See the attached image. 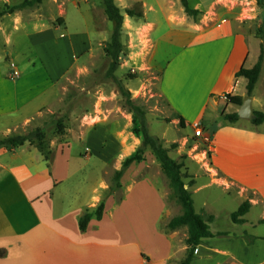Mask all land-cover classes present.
<instances>
[{
  "label": "crops",
  "instance_id": "1",
  "mask_svg": "<svg viewBox=\"0 0 264 264\" xmlns=\"http://www.w3.org/2000/svg\"><path fill=\"white\" fill-rule=\"evenodd\" d=\"M5 2L11 3L0 0V4ZM24 9L0 16V45L11 44L12 36L20 32L24 40L27 34L37 43L51 38V30L41 27L40 23L34 31H24L28 23H18ZM207 16L208 19L189 21L183 17L181 23H175L187 34L188 42L180 46L175 56L156 65L162 71V91L173 111L184 118L185 127L198 122L209 138L204 151L209 154L207 162L212 172L209 177L205 175L203 184L199 178L196 187L193 186L195 209L214 214L208 201L215 198L217 193L212 188L215 187L222 197L241 201L248 198L251 206L244 223L248 221V214L256 209L258 214L251 221L255 227L264 224L259 221L264 217V119L254 123L253 117L240 116L242 101L227 99L229 94L243 100L248 94L247 79L236 76V71L241 66H252L246 65L250 59V38L235 18L216 12ZM166 20L173 23L171 18ZM15 41L18 45L23 42L19 37ZM4 53L10 52L5 49ZM9 66L12 70L0 65V138L26 133L36 126L49 127L53 121L42 118L46 109L60 98L55 79L42 66L30 71L19 70L12 62ZM250 95L253 112L261 111L264 115V66ZM232 113L238 114L237 119L227 117ZM66 136L57 135L50 140V158H45L31 141L15 147L0 145V264H179L187 245L182 247L174 235L179 232L178 228L186 226H178L170 232L158 227L160 217L170 215L165 190L151 176L138 177L142 160L132 162L121 176L125 194L115 205L123 209L132 199L133 203L134 200L146 201V226L142 228L148 229L154 241L151 248L144 251L135 240L127 241L126 229L109 228L118 223L107 219V207L114 193L106 196L102 218L92 217L86 230L80 229L79 216L104 198L101 193L105 187L109 189L110 183L100 178L101 190L93 188L90 200L84 204L74 200L76 193L69 195L65 184L85 162L72 161L73 146ZM71 137L81 138L79 135ZM117 137L120 147L117 154H122ZM85 150L90 156L92 151L88 145ZM128 156L121 155L120 166ZM102 158L110 162L113 157L105 153ZM115 159L111 160L116 169ZM247 191L252 195L246 198ZM199 194L197 205L195 198ZM142 228L136 226L139 232ZM249 232L256 236L252 243L242 235L231 233L203 238L195 246V257L190 264H207L208 259L213 264H224L223 255L229 253L233 264H264V231L250 229Z\"/></svg>",
  "mask_w": 264,
  "mask_h": 264
},
{
  "label": "rangeland",
  "instance_id": "2",
  "mask_svg": "<svg viewBox=\"0 0 264 264\" xmlns=\"http://www.w3.org/2000/svg\"><path fill=\"white\" fill-rule=\"evenodd\" d=\"M20 1L10 0L11 3ZM115 1L124 15L120 35L121 49L118 55L120 63L115 75L128 87L134 102L144 108L150 133L158 136L169 148V154L183 163L185 187L193 192V186L196 187L198 179L203 180L201 182L203 184L206 180L205 175L209 177L212 172L207 162L209 154H205L204 151L207 149L209 138L206 136L205 142L193 138L195 122L191 123V127L182 125L173 111L169 98L162 91V71L156 64L175 56L176 52L181 50L180 46L182 44L185 46L188 42L187 34H183L175 23H181L180 19L183 17L188 21L193 18L208 19L207 15L216 12L225 17L231 16L242 24L241 27L249 35L251 43L250 59L246 65L253 66L262 56L263 67L264 0L262 4L259 0H188L192 7L200 10L195 16L185 12L181 0ZM3 5L0 4V8ZM24 8L23 16L19 19L22 22L17 20L19 25L28 23L24 31H34L40 23L41 27L51 30V38L37 43L33 41V36L25 34L24 40L20 35L22 32L15 34L11 38V44L6 47L0 45V54L2 53L0 65L2 68L12 70L11 66L8 67L12 62L19 70L24 71L42 66L55 79L60 98L44 112L42 119L53 121L46 129V140L49 145L50 140L57 135L66 134V138L71 140L73 146L72 161L85 162L77 168L76 176H72L65 184L69 195L76 193L74 200L84 204L90 200L93 188L101 190L100 178L103 177L111 184L115 170L120 166L121 155L122 157L126 154L132 155L142 140L140 134L133 132V127L138 125V121L134 120L133 112L126 106L113 79L106 74L111 62L108 49L115 24L107 16L103 0H41L33 6ZM129 8L141 11V16H130L127 12ZM166 18H171L173 23L168 22ZM18 37L23 40L20 45L15 41ZM5 49L10 53H4ZM13 74L17 75V71ZM58 118L63 120V133L58 131L56 124ZM207 123L210 124L209 121ZM82 134L84 135L81 137ZM75 135L81 138L71 137ZM117 135L122 154H117L120 148ZM86 145L92 151L90 156L84 153V151L88 153L85 150ZM105 153L113 157L111 159L116 157V169L114 160L110 159L108 162L102 158ZM142 161L143 166L139 167L138 177L151 176L154 180L157 179L160 187L165 190L170 215H162L158 227L170 232L171 229L166 224L173 216L182 212L181 205L160 161L150 151L145 152ZM212 188L217 194L208 202L215 210L213 213L216 217L207 211L202 213L204 216L213 215V220L209 221V224L214 232L226 230L232 235H243L244 231L249 232L250 229L255 232L264 231V224L255 227L251 225V221L258 214L256 209L248 214L246 223L233 222L231 210L237 209L242 201L222 197L218 195L217 188ZM107 189L105 187L102 191V197L109 195ZM231 189L236 192L234 187ZM113 193L111 205L107 207V219L118 223L109 228L111 230L121 228L122 231L126 229L127 241L135 240L144 251L151 248L154 241L148 229L142 228L143 225L146 226V218L145 210H140L142 204L146 206V201L134 200L133 203L132 199L123 209H119L115 204L124 198L125 189L119 187ZM245 194L246 198L252 195L250 191ZM199 198L200 194L196 195L197 205L200 202ZM138 225H141V232L136 230ZM181 226L186 225L179 227ZM178 229L179 232L174 237L183 247L187 226ZM234 249L236 251V248ZM223 259L224 264H233L230 253L223 255ZM207 261V264H213L210 259Z\"/></svg>",
  "mask_w": 264,
  "mask_h": 264
},
{
  "label": "trees",
  "instance_id": "3",
  "mask_svg": "<svg viewBox=\"0 0 264 264\" xmlns=\"http://www.w3.org/2000/svg\"><path fill=\"white\" fill-rule=\"evenodd\" d=\"M41 0H21L18 3H4L0 8V16L5 13H11L17 9H21L28 6H33L35 3L40 2ZM185 12L188 15L195 16L200 10L198 8L192 7L188 0H181ZM105 6V12L109 19L114 21V29L111 35L110 44H109V54L111 57V62L109 69L107 70V75L110 76L115 84L117 85L118 90L120 91L126 106L128 109L133 112L134 120L138 121V125H134L133 132L135 134H140L142 136L141 144L136 148V151L125 158L122 162L119 169L115 170L112 182L108 189V194L113 193L116 189L121 187L120 178L128 168V166L136 161L139 162L144 159L145 152L150 150L154 156L160 161L162 169L166 176L170 179V182L173 186L176 198L178 199L182 212L179 215L173 216L168 222L167 227L170 229H175L180 225L187 226V235L185 237V243L187 248L185 250L183 258L180 260L179 264H190L195 257V246L203 241L205 237L213 236H223L229 234L226 230H220L214 232L210 228L209 221L213 220V215L208 214L204 216L201 211H197L194 207V199L192 196V191L185 187V181L183 179L182 166L183 163L177 161L174 157L169 154V148L165 146L158 136L150 133L147 127L146 115L144 108L134 102L131 97V93L125 83L115 75V71L119 66V51L121 49V27L124 19L120 7L115 0H103ZM259 3L262 4V0H259ZM127 12L130 16L139 15L141 16V11H138L135 8L127 9ZM262 67V56L259 57L258 61L251 67L241 66L236 71V76H244L247 79L246 89L247 93L251 94L254 86L259 78ZM242 97L235 95H227L229 101L240 103ZM255 116L252 118L254 123H260L264 119V115L261 111H255ZM180 119L182 125L185 124V120L181 115H177ZM238 114L232 113L227 114V117L230 120L237 119ZM57 128L59 132H63V120L58 118L56 120ZM46 129L47 125L36 126L26 133H18L7 135L3 138H0V145H8L10 147H15L20 144H23L26 141H31L36 144L38 149L43 153L45 158H50V152L48 142L46 140ZM191 184L193 179L190 180ZM106 197L100 199L98 204L90 209L86 208L84 213L79 216V227L82 231L86 230L89 220L92 217L96 219H101L104 210H105ZM251 202L249 199H245L238 206V208L231 212L230 216L233 222L244 223L246 218L243 215L248 212L250 209ZM203 211V210H202ZM260 222H264V217L259 219ZM248 243H252L256 236L244 231L242 235Z\"/></svg>",
  "mask_w": 264,
  "mask_h": 264
},
{
  "label": "water",
  "instance_id": "4",
  "mask_svg": "<svg viewBox=\"0 0 264 264\" xmlns=\"http://www.w3.org/2000/svg\"><path fill=\"white\" fill-rule=\"evenodd\" d=\"M238 114L242 117H254L255 113L253 112L252 96L250 94H247L243 97Z\"/></svg>",
  "mask_w": 264,
  "mask_h": 264
},
{
  "label": "built area",
  "instance_id": "5",
  "mask_svg": "<svg viewBox=\"0 0 264 264\" xmlns=\"http://www.w3.org/2000/svg\"><path fill=\"white\" fill-rule=\"evenodd\" d=\"M194 126H195V130L192 132L193 138L205 142L207 140V137L200 124L198 122H195Z\"/></svg>",
  "mask_w": 264,
  "mask_h": 264
},
{
  "label": "bare ground",
  "instance_id": "6",
  "mask_svg": "<svg viewBox=\"0 0 264 264\" xmlns=\"http://www.w3.org/2000/svg\"><path fill=\"white\" fill-rule=\"evenodd\" d=\"M140 209L144 210V209H145V206L142 204V205L140 206Z\"/></svg>",
  "mask_w": 264,
  "mask_h": 264
}]
</instances>
